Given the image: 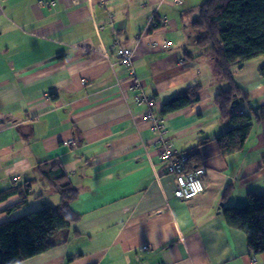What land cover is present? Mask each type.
<instances>
[{
  "label": "crops",
  "instance_id": "1",
  "mask_svg": "<svg viewBox=\"0 0 264 264\" xmlns=\"http://www.w3.org/2000/svg\"><path fill=\"white\" fill-rule=\"evenodd\" d=\"M204 1L2 0L0 194L26 181L33 193L12 211L21 196L0 198V223L60 203L37 171L46 159H58L77 187L71 207L81 214L56 246L15 264H264L224 217L251 192L264 194V118L243 149L222 152L219 136L235 125L215 101L225 82L211 53L194 42ZM120 47L134 51L135 75ZM263 64L262 55L234 67L251 98L235 112L264 104ZM197 84L198 101L163 114ZM139 91L152 103L136 102ZM148 112L161 118L160 138ZM164 144L205 167L198 196L174 195Z\"/></svg>",
  "mask_w": 264,
  "mask_h": 264
},
{
  "label": "trees",
  "instance_id": "2",
  "mask_svg": "<svg viewBox=\"0 0 264 264\" xmlns=\"http://www.w3.org/2000/svg\"><path fill=\"white\" fill-rule=\"evenodd\" d=\"M158 24V23H157ZM160 24L151 28H157ZM194 42L211 53L214 68L225 86L215 95L221 116L235 126L219 136L222 152L227 155L243 149L254 121L264 118V104L250 107V112H235V99L250 101L248 91L236 79L235 66L258 56H264V0H205L195 19ZM264 76V64L259 68ZM201 85L187 87L180 95L168 99L163 114L191 105L199 100ZM190 155L189 166L195 154ZM40 178L60 196L57 205L46 204L36 210L0 223V264H15L49 250L58 244L56 234L80 219L72 201L78 196L58 159H46L37 166ZM33 193V182L15 184L0 194L6 198L19 194L21 201L7 208L12 211L28 203ZM227 223L241 229L255 253L264 252V194L251 192L241 206L224 209Z\"/></svg>",
  "mask_w": 264,
  "mask_h": 264
},
{
  "label": "built area",
  "instance_id": "3",
  "mask_svg": "<svg viewBox=\"0 0 264 264\" xmlns=\"http://www.w3.org/2000/svg\"><path fill=\"white\" fill-rule=\"evenodd\" d=\"M176 1L181 2V0ZM1 7L2 0H0V8ZM171 44V41H165L163 46L169 47ZM117 53L119 61L130 70L132 75H135L134 51L126 47H120ZM135 100L140 104L152 103V99L143 91L136 93ZM144 118L152 120L154 128L159 132L158 137L160 138L165 129L160 125L161 118L153 115L152 112L146 113ZM161 158L166 162V172L173 175L176 180V188L174 191L176 197L180 199H191L205 190L204 176L206 169L202 165L194 167L189 166L190 155L187 152H180L172 145L164 144Z\"/></svg>",
  "mask_w": 264,
  "mask_h": 264
},
{
  "label": "water",
  "instance_id": "4",
  "mask_svg": "<svg viewBox=\"0 0 264 264\" xmlns=\"http://www.w3.org/2000/svg\"><path fill=\"white\" fill-rule=\"evenodd\" d=\"M234 104H237V105L240 104V99H235ZM221 205H223V203H221Z\"/></svg>",
  "mask_w": 264,
  "mask_h": 264
}]
</instances>
